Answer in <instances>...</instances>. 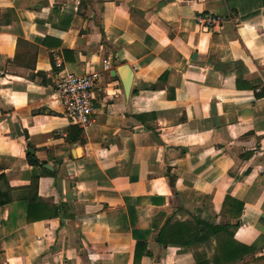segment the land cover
<instances>
[{
	"label": "crops",
	"instance_id": "0c3cea01",
	"mask_svg": "<svg viewBox=\"0 0 264 264\" xmlns=\"http://www.w3.org/2000/svg\"><path fill=\"white\" fill-rule=\"evenodd\" d=\"M53 54L101 74L86 130ZM0 264H264V0H0Z\"/></svg>",
	"mask_w": 264,
	"mask_h": 264
},
{
	"label": "built area",
	"instance_id": "2783aa9c",
	"mask_svg": "<svg viewBox=\"0 0 264 264\" xmlns=\"http://www.w3.org/2000/svg\"><path fill=\"white\" fill-rule=\"evenodd\" d=\"M195 21L205 31L217 30L224 23L223 19L212 14H200ZM53 59L57 69L55 95L63 116L71 125L86 130L94 123V91L101 74L97 71L76 74L65 68L61 56L53 54ZM104 70L110 71L111 65H106Z\"/></svg>",
	"mask_w": 264,
	"mask_h": 264
},
{
	"label": "trees",
	"instance_id": "16d2710c",
	"mask_svg": "<svg viewBox=\"0 0 264 264\" xmlns=\"http://www.w3.org/2000/svg\"><path fill=\"white\" fill-rule=\"evenodd\" d=\"M27 161L28 164H30L33 167L43 166V164L39 162L38 159L35 157V151L33 149L28 148ZM37 188H38V179L34 178V182H32V187H31L32 193L36 194ZM34 201L33 198L30 199L29 201V211H28L29 222H31V213H32ZM242 211H243L242 203H240L235 199H232L231 197H227L224 203L223 213L224 215H227L229 218L234 219L236 223L233 225L228 224L225 225L224 227L221 228L216 227L213 229L211 227L203 225L202 228L199 230L202 233V239H205L207 233L210 231H216V234H218L219 232H224L227 235L223 243V250H224V257H228L229 261H234L250 253L248 248L244 246L236 245L232 242L233 232H230L231 229L236 230L239 227Z\"/></svg>",
	"mask_w": 264,
	"mask_h": 264
},
{
	"label": "water",
	"instance_id": "95a60500",
	"mask_svg": "<svg viewBox=\"0 0 264 264\" xmlns=\"http://www.w3.org/2000/svg\"><path fill=\"white\" fill-rule=\"evenodd\" d=\"M122 69L128 71L127 66H123ZM124 85H125L126 91H129L131 87V75L130 74H128V77L124 80Z\"/></svg>",
	"mask_w": 264,
	"mask_h": 264
}]
</instances>
